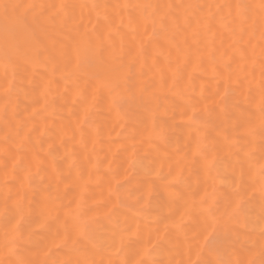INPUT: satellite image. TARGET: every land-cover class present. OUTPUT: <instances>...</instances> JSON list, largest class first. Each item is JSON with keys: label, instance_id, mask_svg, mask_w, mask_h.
<instances>
[{"label": "bare ground", "instance_id": "bare-ground-1", "mask_svg": "<svg viewBox=\"0 0 264 264\" xmlns=\"http://www.w3.org/2000/svg\"><path fill=\"white\" fill-rule=\"evenodd\" d=\"M0 264H264V0H0Z\"/></svg>", "mask_w": 264, "mask_h": 264}, {"label": "snow or ice", "instance_id": "snow-or-ice-1", "mask_svg": "<svg viewBox=\"0 0 264 264\" xmlns=\"http://www.w3.org/2000/svg\"><path fill=\"white\" fill-rule=\"evenodd\" d=\"M2 6H3L5 9L8 8V5H7V4H4V5H2ZM197 150H198V149H197ZM133 157H135V153H133ZM138 164H139L142 168H144L146 175H151V173H152V169H151L149 166L143 164L142 161H137L135 158H133V159H132V166H133V167H136ZM206 239H207V238H206Z\"/></svg>", "mask_w": 264, "mask_h": 264}]
</instances>
